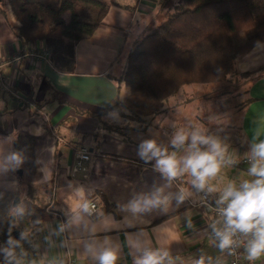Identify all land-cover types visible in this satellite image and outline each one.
Here are the masks:
<instances>
[{"label": "crops", "instance_id": "obj_1", "mask_svg": "<svg viewBox=\"0 0 264 264\" xmlns=\"http://www.w3.org/2000/svg\"><path fill=\"white\" fill-rule=\"evenodd\" d=\"M101 1L109 3L107 13L94 32L75 45L72 72L56 70L48 55L40 61L22 59L0 72V189H17L14 162L7 158L13 154L12 141L18 134L34 139V186L40 193L51 187V203L41 223L34 261L58 260L69 253L71 264H98L87 245L106 242L117 253L116 264H134L143 248L167 251L171 264H193L202 255L210 257L213 264H228L226 253L210 236L211 216L200 204L191 177L184 175L169 182L156 170L155 159L145 160L139 154L140 144L152 139L169 153L176 151L178 158L187 155V143L178 149L171 144L179 127L163 119L145 130L126 127L115 111L107 110L117 96L126 93L117 79L129 49L142 35L137 30L129 44L132 29L142 21L143 34L150 29L160 12L157 0ZM138 15L143 20L135 22ZM10 16L7 13L8 24L0 12V59L27 49H45L41 42L22 44L10 26H16ZM236 66L251 73L247 86L250 101L240 116L241 143L224 146L221 172L209 180L211 187L218 189L214 191L216 201L228 183L239 187L252 179L249 163L230 161L247 157L251 145L264 140V70L259 71L264 67V42L237 59ZM23 103L31 108L36 103L37 113L30 114L22 108ZM103 123L118 129L107 130ZM81 144L90 152L87 169L71 173L74 150ZM158 188L169 196L168 203L144 213L126 210L130 201ZM180 189L188 194L177 203ZM87 200L98 204L93 216L81 209ZM257 261L264 262V256Z\"/></svg>", "mask_w": 264, "mask_h": 264}, {"label": "trees", "instance_id": "obj_2", "mask_svg": "<svg viewBox=\"0 0 264 264\" xmlns=\"http://www.w3.org/2000/svg\"><path fill=\"white\" fill-rule=\"evenodd\" d=\"M5 3L16 22V26H10L17 39L24 45L43 43L51 65L62 72L73 71L75 45L94 32L109 7V3L101 0H5ZM3 4L0 0V12L10 24ZM156 4L161 14L159 23L140 35L129 49L117 79L126 93L117 96L107 109L136 122L139 130L158 126L161 114L166 115L165 105L183 86L221 82L233 75L237 59L264 42V0H157ZM249 101L247 95L243 109ZM22 108L34 115L39 107L36 103L33 108L23 103ZM103 126L107 130L117 128L105 123ZM12 152L22 162H14L17 189H0V248L7 247L11 236L19 241L16 253L21 264H41L45 259L34 261L38 250L34 245L39 241L42 220L48 214L43 208L51 203V187L40 193L33 184L37 175L32 137L18 134L12 141ZM16 197L18 204L13 207ZM17 206L23 208L22 214H14ZM21 233L25 239H20ZM3 259L0 254V264Z\"/></svg>", "mask_w": 264, "mask_h": 264}, {"label": "clouds", "instance_id": "obj_3", "mask_svg": "<svg viewBox=\"0 0 264 264\" xmlns=\"http://www.w3.org/2000/svg\"><path fill=\"white\" fill-rule=\"evenodd\" d=\"M186 143L190 151L179 158L176 151L169 153L167 148L161 147L152 139L140 144L139 154L145 160L155 159L156 170L169 182L188 175L196 189L203 191L207 188L209 192L217 191L215 187H209L208 182L221 172L226 148L219 139L203 134L199 130L191 133L179 130L171 141L174 149ZM247 157L250 164L248 175L252 179L244 180L239 187L230 182L223 188L217 201L218 205H222L219 208L222 219L210 227L221 252L227 251L231 255L236 248L243 245L247 260L254 262L264 256V140L253 143ZM7 159L16 164L22 162L16 153ZM187 194V190L180 189L175 197L176 202L182 203ZM169 199V196L163 194V189L158 188L150 194L130 201L126 210L132 214L144 213L168 203ZM83 208L84 211H88L87 204ZM13 212L22 214L23 208L17 206ZM20 239H25L24 233L20 234ZM6 243L7 247L0 248V254L4 257L3 264H21L16 253L19 241L9 236ZM87 251L93 254L98 264H116L117 253L110 246H106V242L105 244L93 242L87 245ZM166 261L171 264L167 251L143 248L134 264H165ZM193 264H213V261L210 257L202 255L194 260Z\"/></svg>", "mask_w": 264, "mask_h": 264}, {"label": "rangeland", "instance_id": "obj_4", "mask_svg": "<svg viewBox=\"0 0 264 264\" xmlns=\"http://www.w3.org/2000/svg\"><path fill=\"white\" fill-rule=\"evenodd\" d=\"M2 1L4 10L9 13L5 0ZM160 17L161 14H157L153 19V27L159 23ZM139 20L143 19L138 15L135 22ZM142 29L143 21L134 25L129 37V44L137 30L143 34ZM245 73L238 70L235 65L233 75L227 76L221 82L183 86L179 93L165 105L166 115L165 113L161 114L160 123L167 120L169 123L172 121L174 126L179 127L180 130H201L207 135L219 139L222 145L229 148L239 145L241 143L239 121L247 99L248 82L251 78V73L247 72L248 75ZM118 117L120 123L126 127L137 126L134 121ZM45 208H43L44 211L49 209V207ZM39 244V241L35 243L36 250Z\"/></svg>", "mask_w": 264, "mask_h": 264}, {"label": "built area", "instance_id": "obj_5", "mask_svg": "<svg viewBox=\"0 0 264 264\" xmlns=\"http://www.w3.org/2000/svg\"><path fill=\"white\" fill-rule=\"evenodd\" d=\"M142 1L143 0H137V3H140ZM47 55H48V51L46 49L44 50L27 49L17 54L6 56L0 59V72L3 67L18 63L22 59L28 58V59L40 61L44 59L45 56ZM89 159H90V152L86 145H80L76 147L74 150L73 162L70 166V172L71 173L85 172L87 169L86 166ZM233 161H235L234 162L235 164L249 163L248 157H244L242 159H234ZM209 187H211L210 184ZM197 191L200 198V204L205 207V209L208 211V213L211 216V225L217 221H220L222 218L219 215V208L222 207V205L217 204V201L214 197V191L209 192L207 188L203 191L197 189ZM85 204L88 205V211H84L83 206ZM81 209L87 215L93 216L98 210V204L95 200H87L82 203ZM210 236L217 244L218 241H216V238L212 232L211 227H210ZM240 238L244 239L243 237ZM225 253L227 256L228 264H264V262H260V261L249 262L247 260L245 248L243 245L236 248L234 254L230 255L227 251H225ZM72 262H73V258L70 256L69 253H67L65 256L59 258L58 260L45 259L41 264H71Z\"/></svg>", "mask_w": 264, "mask_h": 264}, {"label": "water", "instance_id": "obj_6", "mask_svg": "<svg viewBox=\"0 0 264 264\" xmlns=\"http://www.w3.org/2000/svg\"><path fill=\"white\" fill-rule=\"evenodd\" d=\"M18 197H16L15 199H14V201H13V203H12V206L13 207H15L17 204H18ZM10 219H11V221L13 222L14 221V215H11L10 216Z\"/></svg>", "mask_w": 264, "mask_h": 264}]
</instances>
